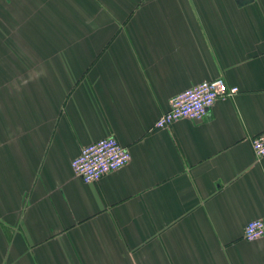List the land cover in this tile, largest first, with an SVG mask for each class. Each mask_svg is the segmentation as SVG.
<instances>
[{"label": "crops", "instance_id": "1", "mask_svg": "<svg viewBox=\"0 0 264 264\" xmlns=\"http://www.w3.org/2000/svg\"><path fill=\"white\" fill-rule=\"evenodd\" d=\"M223 77L201 119L155 126ZM264 0H0V264H264ZM131 158L85 182L81 148Z\"/></svg>", "mask_w": 264, "mask_h": 264}, {"label": "built area", "instance_id": "2", "mask_svg": "<svg viewBox=\"0 0 264 264\" xmlns=\"http://www.w3.org/2000/svg\"><path fill=\"white\" fill-rule=\"evenodd\" d=\"M238 91L237 85L230 86L223 77L204 80L173 96L169 109L160 115L155 126L168 127L180 118L201 119L218 99H226ZM252 146L257 158L264 157V131L253 137ZM130 158L128 147L110 135L84 145L73 159L72 168L85 182H92L125 166ZM244 237L248 240L264 237V217L249 220Z\"/></svg>", "mask_w": 264, "mask_h": 264}]
</instances>
